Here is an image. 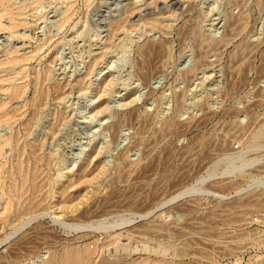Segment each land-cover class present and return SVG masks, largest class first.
Here are the masks:
<instances>
[{"label": "rangeland", "instance_id": "1", "mask_svg": "<svg viewBox=\"0 0 264 264\" xmlns=\"http://www.w3.org/2000/svg\"><path fill=\"white\" fill-rule=\"evenodd\" d=\"M0 10L5 25L20 13L0 29V145L18 131L40 143L50 192V210L23 231L42 220L93 246L105 238L96 220L135 214L101 254L128 243L127 258L158 264H247L248 231L264 220V189L238 192L264 176V0H10ZM231 159L254 161L235 174ZM16 160L5 144L0 179ZM193 186L206 191L146 215ZM48 252L15 264H45Z\"/></svg>", "mask_w": 264, "mask_h": 264}, {"label": "bare ground", "instance_id": "2", "mask_svg": "<svg viewBox=\"0 0 264 264\" xmlns=\"http://www.w3.org/2000/svg\"><path fill=\"white\" fill-rule=\"evenodd\" d=\"M9 1L10 0H0V9L2 5H5ZM3 15L4 13L0 12V29L5 27L12 28L18 25L19 12L12 13V16H10L11 23L9 25L3 24ZM65 19L68 20V18ZM31 57L32 55L25 54L20 57L14 56L12 60L16 62L27 61ZM41 82V78H37L38 88L40 87ZM16 93H18V90ZM4 106L5 104L0 107ZM6 115L7 113H4L0 118H3V116ZM24 129L26 132L29 130L26 124L24 125ZM5 144L12 145L14 157H16L17 160L16 164H12L7 169V176L1 177L2 179H0V191L5 196L3 206L0 207V245L3 242H6L14 234L19 235L17 238L10 239L7 243L2 245L1 248H4L5 251H0V264H15L24 259L37 256L40 249L43 247L49 248V252L43 259L45 264L159 263L149 257L141 260L137 258H127V255H130L136 250V248L133 250V246L130 247L128 243H117L115 246V253L113 254H111V252L108 254H101L102 251L100 252V250L106 249L110 251L108 246L121 239V229L131 222L132 218L136 216L135 214L134 216L129 217L124 215H117L112 218L105 216L96 220L94 227L105 233V238L101 243L98 240L93 241V246L90 243L81 240L86 236L85 234L64 241V238L59 236L55 231H49L46 228L45 222L39 219V221L31 225V228H29L30 230L25 231L28 229L27 226L38 218V216L50 210V192L46 190V185L41 179L44 171L41 165L43 158L40 153V143L32 142L28 144L25 140V136L18 131L15 136H11L4 140V143L0 145V153L4 149ZM26 154H29V156H26ZM233 160L235 159L229 161L226 172L244 174L254 161L241 159L239 162H233ZM3 166L4 165H1V167ZM257 189H264V176L248 180L245 184L238 187V192L245 193ZM204 191L206 190L195 186L180 190L175 195L166 198L162 202V205L159 204L157 207L150 209L146 215L155 213L159 207L164 206L168 202H172L181 196L202 194ZM65 192L66 189L62 191L64 196ZM71 200L72 198L70 196H66L61 203H64L65 206ZM86 213L87 212L83 211L80 217L89 219V216H87ZM73 224L69 227H73ZM75 226H78V224H75ZM24 228L26 229L23 231ZM119 251L121 254H119ZM121 251L126 252V255H123ZM233 264L238 263L234 262ZM247 264L254 263L247 260Z\"/></svg>", "mask_w": 264, "mask_h": 264}, {"label": "built area", "instance_id": "3", "mask_svg": "<svg viewBox=\"0 0 264 264\" xmlns=\"http://www.w3.org/2000/svg\"><path fill=\"white\" fill-rule=\"evenodd\" d=\"M264 218V217H260ZM257 223L260 227H256L255 231H248L247 238L248 243L246 246L247 251L249 252L248 259L254 264H264V220L255 217ZM245 260V263H247Z\"/></svg>", "mask_w": 264, "mask_h": 264}]
</instances>
